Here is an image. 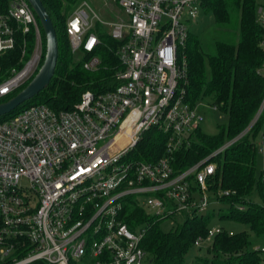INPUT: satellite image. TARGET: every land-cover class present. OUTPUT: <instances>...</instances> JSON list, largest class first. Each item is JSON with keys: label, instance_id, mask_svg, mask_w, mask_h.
Instances as JSON below:
<instances>
[{"label": "built area", "instance_id": "2783aa9c", "mask_svg": "<svg viewBox=\"0 0 264 264\" xmlns=\"http://www.w3.org/2000/svg\"><path fill=\"white\" fill-rule=\"evenodd\" d=\"M113 1L124 14L104 19L82 0L68 16L66 31L74 51H95L101 43L97 22L122 41L116 49L123 65L119 84L99 93L87 89L69 109L33 103L0 120V264H142L147 225L133 229L123 220L127 201L163 219L204 213L216 157L264 113L263 95L240 135L176 169L175 151L191 144L203 120L188 99L184 50L186 20L197 19L204 0ZM257 19L264 51V0ZM39 21L28 0L0 1V55L16 47L19 32L35 35L24 65L0 81V100L30 81L42 64ZM100 64L97 54L84 61L88 70ZM260 71L264 77V60ZM150 131L159 136L162 154L142 159L137 148ZM121 139L126 143L119 149ZM258 149L264 154V134ZM222 230L213 224L195 245L211 244Z\"/></svg>", "mask_w": 264, "mask_h": 264}, {"label": "trees", "instance_id": "16d2710c", "mask_svg": "<svg viewBox=\"0 0 264 264\" xmlns=\"http://www.w3.org/2000/svg\"><path fill=\"white\" fill-rule=\"evenodd\" d=\"M4 1L5 0H0ZM262 0H204L203 7L214 13L215 31L207 50L200 48L197 35L190 31L184 50L188 63V99L195 104L201 95H212L218 108L228 115L227 123L215 135L197 129L191 144L174 153V167L178 170L199 161L227 140L237 137L254 119L263 95L264 77L260 67L264 51L260 46L263 28L257 19V7ZM75 0H43L57 31L59 57L55 74L48 87L34 98L25 101L14 111L0 116L6 119L33 103H46L54 109H69L81 99L82 93L91 89L96 93L114 88L120 82L118 71L123 68L116 49L122 41L113 38L106 26L97 22L94 31L101 43L94 52L83 48L74 51L66 31V21ZM81 2V1H80ZM79 3H77L78 5ZM40 23V21H39ZM44 60L45 34L40 23ZM34 32L18 33L14 49L0 55V81L13 69H20L33 52ZM93 54L99 55L101 64L94 70L84 67V61ZM1 99L7 100L17 93ZM155 131L146 133L138 145L142 159H154L162 154ZM264 134V113L222 154L216 173L208 179V192L218 209L206 215L195 212L176 221L169 229L162 227L165 220L147 213L135 200L129 199L123 209V220L131 228L139 223L147 225L142 246L151 253L154 264H187L186 255L198 236L207 234L213 225L209 219L214 214L248 224L250 231L229 232L224 229L215 235L210 246L212 256H198L199 264H263L264 252V168L256 174L258 152L257 135ZM257 191L260 200L252 197ZM208 245V246H209ZM35 264H44L38 262Z\"/></svg>", "mask_w": 264, "mask_h": 264}, {"label": "rangeland", "instance_id": "374dc122", "mask_svg": "<svg viewBox=\"0 0 264 264\" xmlns=\"http://www.w3.org/2000/svg\"><path fill=\"white\" fill-rule=\"evenodd\" d=\"M80 1L82 0H75V2L72 4L73 8L77 6V3L80 4ZM88 1L93 7V9L96 12H98L99 15L104 19H115L118 18L119 15L124 14L121 7L113 0H88ZM74 9L70 11V14ZM88 10L90 13H92L90 9ZM186 24L188 25L189 30L195 33L199 38L200 48L203 51L207 50L209 42L210 43L212 42L211 37L213 36L215 31L213 11L211 9L207 10L205 8H201L197 19L195 20L188 19L186 20ZM42 51H43V40H42ZM196 107L198 112L203 116V120L201 121L200 127L202 131L207 134L210 135L217 134L220 130V126L227 123L228 121L227 113L215 107L214 98L212 95H204V94L201 95L196 101ZM261 139H262V135L260 133L257 135L256 138L258 147L261 143ZM125 143L126 141L124 139H121V141L118 142L119 149H121L125 145ZM263 168H264V154L260 152V150L258 149L257 160H256L257 176L261 174ZM252 197L255 200H260V196L257 191L253 192ZM218 207H219V203L213 202L211 198H209L208 209L204 211V215H206L208 211H210L212 208L218 209ZM147 210L151 211V208L147 207ZM181 219H183L181 215H176L173 218L171 217L165 219L161 225L164 229H169L171 226H173V224L176 221H179ZM209 224L211 225L219 224L229 232L231 231L238 232L242 230H247L248 232L250 231L248 224L233 219L220 218L217 214H214L213 216L210 217ZM258 244L259 246H264V244L261 242H259ZM208 245L209 244H203L202 246L192 245L186 255L187 264H199L197 262L198 256H209V257L212 256V253L209 251L213 252L214 250L213 246L212 245L208 246ZM142 264H154V262L152 261L151 253L147 252L145 254V256L142 259Z\"/></svg>", "mask_w": 264, "mask_h": 264}, {"label": "water", "instance_id": "95a60500", "mask_svg": "<svg viewBox=\"0 0 264 264\" xmlns=\"http://www.w3.org/2000/svg\"><path fill=\"white\" fill-rule=\"evenodd\" d=\"M38 16L45 34L46 50L44 60L32 79L13 96L0 102V116L14 111L19 105L34 98L48 87L55 74L58 57L59 41L53 20L43 0H28Z\"/></svg>", "mask_w": 264, "mask_h": 264}]
</instances>
